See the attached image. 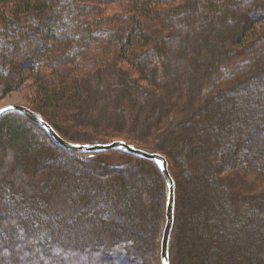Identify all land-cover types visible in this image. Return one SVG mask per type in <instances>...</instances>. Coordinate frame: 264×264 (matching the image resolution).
Instances as JSON below:
<instances>
[{
    "label": "trees",
    "instance_id": "trees-1",
    "mask_svg": "<svg viewBox=\"0 0 264 264\" xmlns=\"http://www.w3.org/2000/svg\"><path fill=\"white\" fill-rule=\"evenodd\" d=\"M26 83L65 140L166 157L171 264H264V0H0V98ZM113 153L5 116L0 264H161L166 181Z\"/></svg>",
    "mask_w": 264,
    "mask_h": 264
},
{
    "label": "water",
    "instance_id": "water-1",
    "mask_svg": "<svg viewBox=\"0 0 264 264\" xmlns=\"http://www.w3.org/2000/svg\"><path fill=\"white\" fill-rule=\"evenodd\" d=\"M13 113L22 115L23 117L31 121L34 125L40 127L46 133V135L53 141V143H55L59 148L68 152L92 155L117 151L152 162L162 174L168 187L166 224L161 240V264H171L170 243L175 224L176 183L169 171V165L166 157L159 153H152L139 149L124 141H113L109 143L98 144H77L69 142L63 137H61L54 130V128L42 118L40 114L22 105H8L0 108V122L6 115Z\"/></svg>",
    "mask_w": 264,
    "mask_h": 264
},
{
    "label": "rangeland",
    "instance_id": "rangeland-1",
    "mask_svg": "<svg viewBox=\"0 0 264 264\" xmlns=\"http://www.w3.org/2000/svg\"><path fill=\"white\" fill-rule=\"evenodd\" d=\"M32 93H33V88L31 86V84L29 83H26L25 85H23L22 87L16 89V90H13L9 93H5L4 95L5 96H2L0 98V108L2 107H5V106H8V105H22V106H26L28 108L31 109L30 107V104H29V101L31 100V96H32ZM252 94H256V91L254 89H249L244 96H249V95H252ZM244 96L242 98H244ZM32 110V109H31ZM14 114V113H13ZM16 114V113H15ZM10 115V114H8ZM20 115V114H19ZM7 116V115H6ZM3 120V119H2ZM2 122V121H1ZM0 122V124H1ZM37 126V125H36ZM38 127V126H37ZM40 128V127H38ZM41 129V128H40ZM42 130V129H41ZM77 132H79L80 134H82L83 136L85 137H88V136H94L95 134L93 133V131H90V130H77ZM51 140V139H50ZM52 141V140H51ZM53 142V141H52ZM113 142V141H112ZM106 143H109V142H106ZM55 144V143H54ZM79 144V143H78ZM93 144H98V143H93ZM56 145V144H55ZM114 151L108 152V155L110 157H105L104 159H109L112 163H114V165H123L125 161H127L125 158H122L120 155L116 154V153H113ZM117 152V151H116ZM148 152H151V151H148ZM153 153V152H152ZM77 154V153H76ZM98 154H101V155H106L108 156L107 154H104V153H98ZM82 155H88V154H82ZM92 155H97V154H92ZM131 156V155H129ZM255 155L251 156L247 153H242L241 156H240V160L242 162V165H245V161H248V160H252V157H254ZM102 158V157H101ZM137 158V157H136ZM112 170V169H111ZM113 171V170H112ZM159 198V197H158ZM163 199V198H162ZM164 201V199H163ZM75 220H72L70 223H74ZM165 224H166V219L165 221H163L162 225H161V229H158V239H157V249H156V252L159 253V256H160V243H161V240H162V235H163V231H164V227H165Z\"/></svg>",
    "mask_w": 264,
    "mask_h": 264
}]
</instances>
